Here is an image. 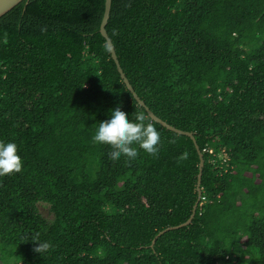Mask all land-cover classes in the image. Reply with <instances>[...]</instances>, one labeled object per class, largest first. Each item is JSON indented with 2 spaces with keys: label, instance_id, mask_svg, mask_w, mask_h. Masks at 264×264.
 <instances>
[{
  "label": "trees",
  "instance_id": "1",
  "mask_svg": "<svg viewBox=\"0 0 264 264\" xmlns=\"http://www.w3.org/2000/svg\"><path fill=\"white\" fill-rule=\"evenodd\" d=\"M22 0L0 17V264H264V0ZM27 2V3H26ZM109 47V46H108ZM119 104L159 151L110 160L93 130ZM207 148H212L209 153ZM49 205L44 217L38 203ZM50 241L43 253L33 241Z\"/></svg>",
  "mask_w": 264,
  "mask_h": 264
},
{
  "label": "clouds",
  "instance_id": "2",
  "mask_svg": "<svg viewBox=\"0 0 264 264\" xmlns=\"http://www.w3.org/2000/svg\"><path fill=\"white\" fill-rule=\"evenodd\" d=\"M105 50L110 51V48L105 45ZM91 140L110 146L111 150L107 153L110 160H118L121 156L134 160L138 155L137 147L145 153L157 154L161 136L152 123L145 122L142 113L134 116L126 114L117 104L108 110L105 119L96 123ZM22 163L16 143L0 140V175L19 171ZM21 241L37 242L34 251L40 254L52 246L50 241L40 239L38 234L31 238L22 237Z\"/></svg>",
  "mask_w": 264,
  "mask_h": 264
},
{
  "label": "water",
  "instance_id": "3",
  "mask_svg": "<svg viewBox=\"0 0 264 264\" xmlns=\"http://www.w3.org/2000/svg\"><path fill=\"white\" fill-rule=\"evenodd\" d=\"M22 0H0V17L5 14L6 12H8L10 9H12L15 5H17L19 2H21ZM27 3V2H26ZM110 9H111V0H105L104 1V11H103V15H102V19H101V22H100V26H99V31L100 33L102 34V36L105 38L106 40V43L108 44L109 48H110V56L111 58L114 60V63L116 65V68L123 80V82L125 83L126 87L128 88V90L132 93L133 97L135 98V100L138 102V104L140 106H143L148 114V116L160 123L162 126L166 127L167 129L169 130H172L178 134H183V135H186L188 137H190L193 142H194V145H195V148L198 152V156H199V171H198V175H197V192H198V197H197V200L193 206V209H192V213L190 215V217L180 223V224H177V225H172V226H168L162 230H160L155 236L154 238L152 239V242L150 244V246L153 248L154 247V244H155V241L156 239L161 235L163 234L164 232L168 231V230H171V229H176V228H179V227H182V226H185V225H188L192 218L194 217L195 215V211H196V208H197V205L199 203V200L201 198V194H202V190H201V177H202V170H203V165H204V156H203V152L202 150L199 148V145L197 144L196 142V138H195V135L193 132L191 131H187V130H183V129H180V128H177L175 127L174 125H171L169 124L168 122H166L165 120H163L162 118L158 117L144 102V100H142L140 98V96L136 93V91L134 90L133 86L131 85L129 79L127 78V76L125 75L121 65H120V62L118 60V57H117V54H116V51H115V48H114V45L111 41V38L109 37L108 33H107V30H106V25H107V22H108V19H109V14H110Z\"/></svg>",
  "mask_w": 264,
  "mask_h": 264
},
{
  "label": "rangeland",
  "instance_id": "4",
  "mask_svg": "<svg viewBox=\"0 0 264 264\" xmlns=\"http://www.w3.org/2000/svg\"><path fill=\"white\" fill-rule=\"evenodd\" d=\"M38 208L44 217L48 219H51L53 217V213L51 212L49 205L47 203L45 202L38 203Z\"/></svg>",
  "mask_w": 264,
  "mask_h": 264
},
{
  "label": "built area",
  "instance_id": "5",
  "mask_svg": "<svg viewBox=\"0 0 264 264\" xmlns=\"http://www.w3.org/2000/svg\"><path fill=\"white\" fill-rule=\"evenodd\" d=\"M204 150H207L209 153H213V150L212 148H207V149H204ZM202 197V196H201ZM203 198V197H202ZM201 199V198H200Z\"/></svg>",
  "mask_w": 264,
  "mask_h": 264
}]
</instances>
